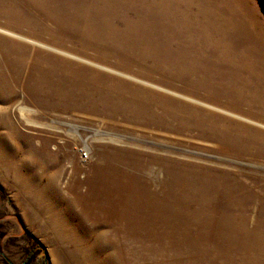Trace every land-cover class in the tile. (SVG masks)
I'll use <instances>...</instances> for the list:
<instances>
[{
  "label": "rangeland",
  "instance_id": "1",
  "mask_svg": "<svg viewBox=\"0 0 264 264\" xmlns=\"http://www.w3.org/2000/svg\"><path fill=\"white\" fill-rule=\"evenodd\" d=\"M235 1L264 51V0ZM75 28L0 0V264H256L264 107Z\"/></svg>",
  "mask_w": 264,
  "mask_h": 264
},
{
  "label": "bare ground",
  "instance_id": "2",
  "mask_svg": "<svg viewBox=\"0 0 264 264\" xmlns=\"http://www.w3.org/2000/svg\"><path fill=\"white\" fill-rule=\"evenodd\" d=\"M33 2L51 20L56 16L67 28H75L77 23L80 36L120 51L134 63L193 78L199 87L204 83L238 97L249 94L264 107V51L254 46L252 31L247 35L225 25L234 18L250 28L252 15L244 13L235 0ZM247 199L242 197L232 206ZM261 207L252 215L255 223L249 225L244 219L238 233L243 240L253 241L256 264H264V201Z\"/></svg>",
  "mask_w": 264,
  "mask_h": 264
},
{
  "label": "trees",
  "instance_id": "3",
  "mask_svg": "<svg viewBox=\"0 0 264 264\" xmlns=\"http://www.w3.org/2000/svg\"><path fill=\"white\" fill-rule=\"evenodd\" d=\"M37 251H38V250H37L36 247H35L34 251H33V252L31 251V253H34V252H37Z\"/></svg>",
  "mask_w": 264,
  "mask_h": 264
}]
</instances>
